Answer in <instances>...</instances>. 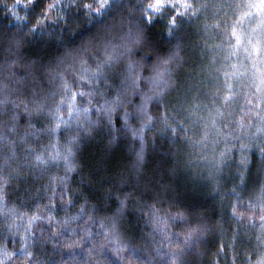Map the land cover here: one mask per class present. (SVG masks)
Returning <instances> with one entry per match:
<instances>
[{
    "label": "clouds",
    "instance_id": "clouds-1",
    "mask_svg": "<svg viewBox=\"0 0 264 264\" xmlns=\"http://www.w3.org/2000/svg\"><path fill=\"white\" fill-rule=\"evenodd\" d=\"M245 10L0 0V264H264V60L225 31Z\"/></svg>",
    "mask_w": 264,
    "mask_h": 264
},
{
    "label": "snow or ice",
    "instance_id": "snow-or-ice-1",
    "mask_svg": "<svg viewBox=\"0 0 264 264\" xmlns=\"http://www.w3.org/2000/svg\"><path fill=\"white\" fill-rule=\"evenodd\" d=\"M248 5V10H245L240 13L239 18L233 22L230 28L225 29L227 32V39L229 43L227 44V48L230 49L228 52L229 56H236L239 54L240 49L243 47L245 53H247L250 57L259 58L264 60V57L261 56V52L264 51V41L259 39L253 41L251 38L248 39L247 44H245V34L243 32L242 27L240 26L241 22L251 14V9H255L258 13H264V0H245ZM215 26L217 28L220 27L219 21L215 22ZM264 26V19H261L260 25ZM232 71H225L224 75L229 78V81L232 77H236L240 74V66L237 64H232ZM262 73L261 82L264 83V69H260ZM227 88L229 91H226L224 94V99L227 101L231 98L233 93L230 91L232 88V83H227Z\"/></svg>",
    "mask_w": 264,
    "mask_h": 264
},
{
    "label": "rangeland",
    "instance_id": "rangeland-1",
    "mask_svg": "<svg viewBox=\"0 0 264 264\" xmlns=\"http://www.w3.org/2000/svg\"><path fill=\"white\" fill-rule=\"evenodd\" d=\"M217 33H218V30L214 29L212 38L209 39V41L211 42V47H210L211 50L209 51L208 48H205L204 54L207 57V61L212 64L213 71H215L216 69H220V77L221 79H223V73L225 71L231 72L232 68L227 67V66L222 67V65L226 63L223 59L224 55L226 54L224 52V47H226V43L223 40V38ZM213 57H215V60H213ZM234 63L239 65V60L234 58L231 61V64H234ZM245 63H249V62L245 61ZM231 83L233 87H235L237 81L235 79H232Z\"/></svg>",
    "mask_w": 264,
    "mask_h": 264
},
{
    "label": "trees",
    "instance_id": "trees-1",
    "mask_svg": "<svg viewBox=\"0 0 264 264\" xmlns=\"http://www.w3.org/2000/svg\"><path fill=\"white\" fill-rule=\"evenodd\" d=\"M210 47H211V42L209 41V42H208V46H207L206 48H208V49H209V51H210V50H211V48H210ZM204 55H205V54H204ZM206 58H207V57H206Z\"/></svg>",
    "mask_w": 264,
    "mask_h": 264
}]
</instances>
